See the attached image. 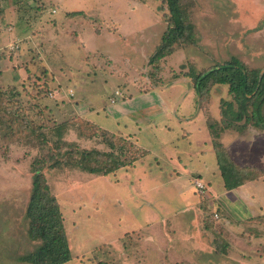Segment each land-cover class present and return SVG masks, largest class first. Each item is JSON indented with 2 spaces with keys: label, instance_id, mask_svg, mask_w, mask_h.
Listing matches in <instances>:
<instances>
[{
  "label": "rangeland",
  "instance_id": "374dc122",
  "mask_svg": "<svg viewBox=\"0 0 264 264\" xmlns=\"http://www.w3.org/2000/svg\"><path fill=\"white\" fill-rule=\"evenodd\" d=\"M183 5L195 42L175 44L171 55L152 62L168 28L164 0H0V264H28L18 259L39 245L28 237L26 218L36 161L63 215L67 264H264V214L236 222L221 206L243 207L226 194L219 172L202 174L216 163L208 125L220 129L222 103L233 100L222 85L196 96L190 77L233 57L264 71V0ZM142 96L164 98L171 110L169 117L166 110L152 116L144 110L152 124L136 129L135 140L150 153L134 152L137 144L120 135L126 134L123 112ZM195 103L202 106L208 146L187 129L195 124L179 120L187 113L201 122ZM117 121L121 133L109 132ZM243 123L220 134L248 136L231 147L229 141L228 149L256 178L264 163L262 171L249 168L257 156L242 142L252 128L264 129ZM83 151L98 153L102 164L121 153L143 159L107 175L48 167L50 157L65 163L66 152L77 159ZM190 191L197 200L187 208Z\"/></svg>",
  "mask_w": 264,
  "mask_h": 264
},
{
  "label": "trees",
  "instance_id": "16d2710c",
  "mask_svg": "<svg viewBox=\"0 0 264 264\" xmlns=\"http://www.w3.org/2000/svg\"><path fill=\"white\" fill-rule=\"evenodd\" d=\"M185 1L164 0L168 15V28L162 36L163 45L153 55L152 62L171 55L175 44L195 42L194 27L183 5ZM190 77L196 96L209 93V88L213 85H222L227 86V92L233 100V102L222 103L226 105V108L221 112V124H224V127L221 125L220 129H217L218 125L212 122L208 128L214 136L213 147L224 187L226 190L235 189L254 178L246 175L243 171L245 169L239 168L230 159L222 144L217 140L222 131L242 121L244 125L251 124L253 127L264 129V71L251 69L233 57L201 73L192 74ZM196 105L198 104L196 103ZM200 107L202 108V106ZM237 129L238 131L242 130V125L237 126ZM131 144L129 145L130 150L135 148ZM139 149L134 152L141 153ZM142 151L144 150L142 149ZM65 154L67 157L64 160L65 163L50 157L53 162L48 167L54 169L71 165L72 169L89 174L107 175L122 168L131 167L143 159V154L129 160L121 153L116 157L111 156V164L107 162L102 164L94 156L98 153L83 151L79 153L80 156L77 159L73 154L69 156V152ZM59 156L64 155L59 154ZM43 169L42 163L36 161L32 171L31 190L26 208L28 237L32 241L39 242V245L33 252L20 257L18 261L28 264H67L72 255L63 215L56 198L51 194L42 172Z\"/></svg>",
  "mask_w": 264,
  "mask_h": 264
},
{
  "label": "crops",
  "instance_id": "0c3cea01",
  "mask_svg": "<svg viewBox=\"0 0 264 264\" xmlns=\"http://www.w3.org/2000/svg\"><path fill=\"white\" fill-rule=\"evenodd\" d=\"M162 90H163V88H161V91ZM159 92H160L159 89H156L154 91L155 95L157 96V99H159V96H160ZM140 98L141 99H138L139 101L136 104H140L141 106L136 105L135 108H133L134 110H131L130 112L124 111L123 112L124 114H122V119H124V123L122 125H123V127L126 128V130H124V132L126 134L121 133V130L119 128L120 127L119 121L116 122L117 128L114 131H109L106 128L101 127L100 125H99V127L103 128L106 131H109L111 133H119V134L121 133L120 134L121 136L126 135V136H128V139L130 142H135L139 148L147 150V149H145L139 145L137 139L135 140V138L137 136L136 129H138V132H140L141 131L140 127H142V126L147 127L148 125L152 124L149 121L147 122V120L151 119V117L150 118H149V116L144 117V115L146 114L144 110H149V111L153 110L154 112L150 116L158 113V111L161 113L162 110H166L165 114L168 117L170 116L171 110L169 107L166 106L167 102H164V98H161L160 103H156V100L154 102L153 100L149 99L147 96H142ZM142 99H145V100L141 101ZM119 107H121L119 109L122 111L123 105H120ZM195 109L200 113V116H201V122L200 123H196V120L190 116L187 117V115H186L187 113H182L185 116H182V118L179 120L181 122H185V121L189 120L191 123L195 124L196 125L195 130L190 129V127H189L190 124L187 126V129L189 131H195L194 134H195V136H197L196 142L198 144H200L201 146H203V145L208 146V144L205 143L206 142V136H207V130H206V127H205L204 122H203V116L204 115L201 111V107L199 108V106L196 105V103H195ZM198 112H196V113H198ZM114 115L117 116V115H119V113L114 114ZM87 120H90V119H87ZM131 125L134 126V128H135L133 131L131 129L128 130V126L130 128H132ZM252 130H253L252 135L249 132L251 135V139L247 138V140L242 142V143L244 145H246L249 149H251L250 151H251L252 155H255V157L257 156V166L256 165H249V168L255 167V169L258 168L260 171H262L261 167H259V166H261L260 164L264 163V152H260L259 149H260V146H262V148H264V131H262L263 133L260 132L261 133L260 134V133H257V131H260V130H255L253 128H252ZM189 131L183 130L182 124H180V132L183 136H190L191 133ZM245 136H242V135L236 136V135H231L228 132H224V133L220 134V137L218 138L217 141L222 144V146L224 147V149H225L226 153L228 154V156L230 157V159L233 160L232 157L230 156V153H229L228 142L230 141L229 146L231 147V146H233L234 143H237V142L240 143L241 140H245ZM234 137L237 139H233ZM246 137H248V136H246ZM209 146L211 147L210 152L214 154L215 161H216V154H215L212 146L211 145H209ZM147 151L150 153L149 150H147ZM203 151L204 150L202 148H200L198 150L200 155L203 154ZM178 161H180V160L178 159L176 162L178 163ZM233 161L236 165H238L235 160H233ZM141 162L142 161L135 163L132 166V168L136 167L137 164H139ZM213 168H215V169H213ZM213 170L219 172V174H220V170H219L217 161L213 167L205 168V170H203L202 174L207 175L209 172H211V171L213 172ZM196 173H197L198 177H200V175H202L201 173L200 174H198V172H196ZM176 174L180 175V173H178V172ZM186 174L190 175L191 173L186 172ZM156 189H158V188H156ZM223 189L225 190L227 195H231L233 200L235 202H239L240 206L243 207L242 210L238 209V208L235 209V208H232V206L225 204V203H223V206H221L222 211L225 212L226 215L229 213L232 216H234V218L237 220L236 222L244 223V221L246 222V220H250V219H253L255 216H258L259 215L258 213L264 214V174H262V175L260 174L258 177L254 178L250 181H246L241 186H239L235 189H232V190H226L224 187V184H223ZM190 194H191L190 200L188 201L187 206H186L187 208H190V206H193V204H196L195 202L197 200V197L194 194H192V191H190Z\"/></svg>",
  "mask_w": 264,
  "mask_h": 264
},
{
  "label": "built area",
  "instance_id": "2783aa9c",
  "mask_svg": "<svg viewBox=\"0 0 264 264\" xmlns=\"http://www.w3.org/2000/svg\"><path fill=\"white\" fill-rule=\"evenodd\" d=\"M116 94H118V93L116 92ZM193 184H194L197 192L201 193L202 195H205L206 187L203 185V183L200 180L195 179Z\"/></svg>",
  "mask_w": 264,
  "mask_h": 264
},
{
  "label": "bare ground",
  "instance_id": "6f19581e",
  "mask_svg": "<svg viewBox=\"0 0 264 264\" xmlns=\"http://www.w3.org/2000/svg\"><path fill=\"white\" fill-rule=\"evenodd\" d=\"M11 9V8H10ZM25 212V211H24Z\"/></svg>",
  "mask_w": 264,
  "mask_h": 264
}]
</instances>
